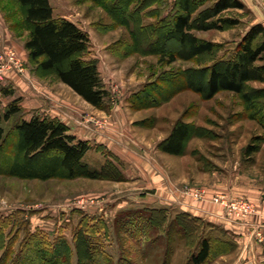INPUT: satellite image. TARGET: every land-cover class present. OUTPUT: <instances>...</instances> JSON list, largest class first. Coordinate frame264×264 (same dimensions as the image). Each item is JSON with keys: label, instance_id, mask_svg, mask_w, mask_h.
<instances>
[{"label": "rangeland", "instance_id": "rangeland-1", "mask_svg": "<svg viewBox=\"0 0 264 264\" xmlns=\"http://www.w3.org/2000/svg\"><path fill=\"white\" fill-rule=\"evenodd\" d=\"M50 2L56 16H67L91 32L95 49L90 50L87 56L98 60L103 83L109 92L108 103L103 110L107 116L98 117L86 110L87 107L82 100L76 102L70 96H67L66 100L63 96L64 102L56 98L54 102L50 100L55 97L53 92L59 91L63 86L62 82L55 76L38 72L30 60L29 52L25 49V42L29 38L27 25L23 23L20 9L14 6L11 0H0V65L8 63L6 54L10 49H14L24 66V73L17 69L2 73L0 116L14 100L19 99L22 117L28 118L27 116L33 113L42 117L57 118L66 125L71 124L89 130L96 136L95 142L105 143L109 138L106 132L110 121L116 118L114 110L120 107L119 116L129 120L119 139L120 148L125 151L126 157L115 156L116 153L119 155L123 153L118 147L114 148V143L112 148L116 152L115 155L107 144L109 142L103 146L98 143L95 144L98 149L94 150L95 147H92L84 161L98 171L103 170L105 164L111 162L117 166L120 175L110 172L107 176L98 178L70 179L59 175L49 177L50 173H57L58 159L44 156L31 161L23 168L29 171L24 172L28 173V176H20L19 173L23 170L19 162L13 164L12 169L18 171V174L0 175V218L1 220L6 218L3 221L8 225L6 244L9 242L14 244V253L20 250L23 238L30 232H42L52 241L62 236L74 248V232L81 220L89 216L104 219L108 224L110 231L105 238V246L116 260L120 255V244L123 243L135 253L134 261L138 264H163L165 260L168 264H186L196 252V245L188 244L176 231H173L170 239L166 236L169 223L181 212L179 207L186 200H191L195 203L214 205L224 212L219 205L194 200L188 194L189 190L204 188L209 196L227 194L247 199L255 204L257 213V204L247 197L226 191L212 193L209 189L214 181L219 184L228 183L226 181L237 178L235 174L244 171L247 177L257 183L264 180V144L261 152L253 157L245 155L244 152L254 138L257 136L264 138V127L259 120L252 117L257 112L249 110L247 102L236 93L224 91L210 98L207 94L199 92L207 82L206 68L213 65V55H204L196 59L184 49L177 60L170 63L169 52L164 56L156 54L164 49L160 39L155 42L157 47H148L150 36L146 32L144 37L141 35L138 38L134 47L129 30L124 25H115V21L103 6L91 0ZM212 4V0H208L202 8ZM226 15L240 20L241 24L225 31L200 30L202 27L200 22L194 25L195 34L200 39L222 44V51L216 55V60L228 58L234 52L237 43L245 36L254 21V14L247 6L245 10H232ZM149 22L151 20L145 18L144 23ZM16 76L22 78V82L20 79L17 81ZM13 77L15 79H12ZM2 89L13 91L14 94L4 95ZM248 89L250 95L255 98L254 104L261 108L264 105V81H253L248 85ZM38 97L51 101L52 105L48 109L50 113L33 110ZM65 101L77 105L78 109H74L75 118H68L63 111L57 110L60 103L65 104ZM15 121L16 119L0 121V130L4 138L12 132ZM179 122L194 125L195 135L189 141L185 155L166 157L160 146ZM69 128L71 131V127ZM14 139L20 144L16 137L13 141ZM136 159L144 161L148 167L156 162L170 171L174 177L172 178L174 184H171L168 178L164 180L169 183L168 193H172L176 201L167 208L158 209L166 211L168 223L158 233L162 236L160 242L148 250L137 247L130 238H124L123 235L118 237L115 221L120 212L138 209L135 207L137 203L134 201L135 198H143L153 191L147 189L148 185H141L136 191L127 193L128 195L117 194L114 191L113 195V192L103 190L106 188L103 184H108L104 181L129 182L135 176L136 170L140 172L134 165L138 163ZM4 164L10 166L11 161L7 160ZM33 171L35 173H32ZM140 174L141 178L144 177V173ZM157 174L161 175L160 171H157ZM137 184L139 185V182ZM128 197H132L133 200H129ZM119 204L126 207H120ZM224 215L228 218L225 212ZM253 216L247 220L234 221L245 223ZM207 223L204 221L191 226L211 232L213 236L229 238L231 244L237 243L231 234L224 235L219 229L210 231ZM16 237L18 239L15 242ZM166 245L170 248L167 256ZM230 248L228 254L215 257L210 264L235 253L237 245ZM3 254L4 251L0 248V257ZM12 257L15 258V255ZM71 264H77L75 254Z\"/></svg>", "mask_w": 264, "mask_h": 264}, {"label": "trees", "instance_id": "trees-1", "mask_svg": "<svg viewBox=\"0 0 264 264\" xmlns=\"http://www.w3.org/2000/svg\"><path fill=\"white\" fill-rule=\"evenodd\" d=\"M11 1L20 9L23 23L27 25L29 38L25 42V49L38 72L55 76L86 102L105 110L109 92L103 83L98 60L87 56L91 47L90 35L67 18L56 16L50 0ZM91 1L103 6L115 25H124L129 30L134 47L138 38L141 35L144 37L146 32L150 36L148 47L156 46L155 42L160 39L164 49L156 54L164 56L169 52L170 63H174L184 49L196 59L213 55V65L206 68L207 82L199 92L210 98L224 91L238 94L247 102L249 110L257 112L252 117L264 127V105L259 108V105L254 104L255 98L248 89L251 82L264 81V26L252 25L237 43L234 52L228 58L218 60L216 55L222 51V44L200 39L195 34L194 25L197 22L202 24L200 30L205 31H225L239 26L241 21L226 13L245 10L243 2L212 0V5L202 8L208 0ZM145 18L155 21L145 24ZM2 93L8 96L14 94L6 89H2ZM19 103V99L14 100L0 116V121L16 119L12 132L5 138L0 130V175L14 176L18 171L12 170L13 164L19 162L23 170L20 176H28L29 171L23 168L42 156L58 159L57 173H50L49 177L59 175L74 179L104 177L110 172L121 174L111 162L101 171L90 168L84 162L86 154L92 149L89 141L72 135L69 126L57 118L34 115L30 120L25 119L21 116L22 107ZM194 135V125L179 122L160 146L161 150L170 155L183 156ZM15 137L20 144L15 139L13 141ZM263 144L264 138L257 136L246 147L245 155L253 157L260 153ZM7 160L11 161L10 166L4 164ZM5 220L0 218V248L4 251L0 264H71L74 254L77 264H138L134 261L135 253L126 244H120L117 260L108 252L105 238L110 229L104 219L85 216L74 232V248L62 236L52 241L42 232H30L23 238L17 253L13 251L14 244H6L8 225L3 222ZM203 222L188 213H179L168 225V239L176 231L188 244L196 245V252L186 264H210L215 257L228 254L230 247L237 245L236 242L231 244L229 238L213 236L211 232L191 226ZM167 223L168 215L164 210H126L116 218V234L118 237L123 235L124 238H130L137 247L148 250L160 242L162 236L158 233ZM207 224L210 231L219 229L224 235L229 234L221 227ZM16 239L18 237L15 242ZM169 253L170 248L167 246L165 255ZM163 264H168L167 260Z\"/></svg>", "mask_w": 264, "mask_h": 264}, {"label": "crops", "instance_id": "crops-1", "mask_svg": "<svg viewBox=\"0 0 264 264\" xmlns=\"http://www.w3.org/2000/svg\"><path fill=\"white\" fill-rule=\"evenodd\" d=\"M245 6L250 9L254 14V21L252 22L253 25L255 24H263L264 25V0H241ZM56 15V14H55ZM65 17L68 20L74 22L77 24L81 29L86 31L90 35L91 39V47L90 50H94V43L92 42V35L91 32L81 27L76 21L72 20L71 18L67 16H61ZM151 20L152 23L155 21L153 18H148ZM111 70V69H110ZM109 71V70H108ZM18 81L20 79L19 77H15ZM14 77L12 79H15ZM22 79V78H21ZM21 79L19 81H21ZM22 82V81H21ZM20 82V83H21ZM63 86L59 88V91L53 92V95L55 97L50 98L52 102H54L55 98L59 100H64L63 96H65V100L67 96H70L73 101H76L80 99L83 103L86 105V110L89 112L97 115L98 117H105L107 116L106 111L99 110L96 107L92 106L88 102H86L83 98H81L78 94H76L69 86L62 83ZM61 91V92H60ZM76 97V98H75ZM41 98V97H40ZM51 101H45L44 98L37 99V103L33 107V110H39L41 112H49V108L52 105ZM64 102V101H63ZM66 102V101H65ZM60 103V102H59ZM70 102H66L65 104L60 103V108L57 109L59 111H63L65 113V116L68 118H75L76 115L74 113V109H78L77 105L75 104H69ZM118 109L114 110V116L116 118L111 119L110 126L106 134L109 136V138L106 140L107 142H95L96 136L90 132L89 130H84V128L80 126H74L71 124L69 127H71L70 133L74 136H76L78 139L89 141L92 147H95L98 145H110L109 147L112 149V152L115 155V151L112 148V145L114 143V148H119L122 154H117L116 157H126V153L122 148H120L119 139H121V133L124 132V128L128 124L129 120L126 118H121L119 116ZM77 112V111H76ZM33 113L29 114L25 118L27 120H30L33 117ZM131 123V122H130ZM88 129V128H87ZM104 141V140H103ZM121 141V140H120ZM107 143V144H106ZM112 143V144H111ZM96 144V145H95ZM98 149L95 147L94 150ZM99 151V150H98ZM124 151V152H123ZM105 157V154L102 153ZM118 155V156H117ZM148 155H150L148 153ZM166 157L173 158L170 154H165ZM134 157V156H133ZM151 157V156H150ZM107 161V159L105 158ZM137 160V159H136ZM105 161V162H106ZM138 163H134L136 165L141 173H144V177L141 178L140 172L137 170L135 171V176L131 178L129 182H109L104 181L103 184L106 187L105 191H111L116 192L117 194H124L131 193L133 190L136 191V189L139 188V186L148 185L149 190H152L153 193H147V196L143 198H135L134 201L137 203L135 204V207L139 208H148V209H162L167 208L176 201V197L174 195H171L168 193V187L169 183L164 179L168 178L169 182L171 184H174V181L172 178V173L170 171L165 170L163 167H161L160 164L154 162L151 167H148L145 162L141 160H137ZM87 163L86 161H84ZM88 164V163H87ZM105 164V163H104ZM106 165V164H105ZM103 165V166H105ZM90 166V165H89ZM92 169H96L90 166ZM134 168V166H133ZM238 167L236 166L235 169ZM135 170V169H134ZM157 171H160L161 175L157 174ZM129 172V171H128ZM131 175V174H130ZM237 178L235 180L230 179L226 182L228 183H222L219 184L218 182L214 181L213 185H210V191L213 193L215 191H226L233 193L235 195H241L244 197H247L248 199L254 201L257 204V213L251 217L247 222L240 223L231 219H228L225 217L224 212L216 207L212 206L207 203H195L191 200H186L183 205H181L179 208L181 209V212L179 213H191L194 217L200 218L203 221H207L208 223H212L215 226L221 227L228 231L229 234H231L237 241V249L235 253L226 255L219 259L214 264H226L225 262L228 261V264H264V180L257 183L255 180H252L251 178L247 177V174L244 172H238L235 174ZM130 178V176L128 175ZM215 179V178H214ZM139 182V185L137 184ZM212 184V183H211ZM114 185V186H113ZM112 193L115 195V193ZM128 195V194H127ZM129 200H133L132 197H128ZM137 199V200H136ZM120 207H126L124 204H119ZM134 206V205H133ZM190 214V215H191ZM259 234H261V237H259Z\"/></svg>", "mask_w": 264, "mask_h": 264}, {"label": "built area", "instance_id": "built-area-1", "mask_svg": "<svg viewBox=\"0 0 264 264\" xmlns=\"http://www.w3.org/2000/svg\"><path fill=\"white\" fill-rule=\"evenodd\" d=\"M6 56L8 63L0 65V79H2V73L6 70L17 69L20 73H24V66L19 61L17 52L14 49H10ZM188 194H190L196 201L210 202L219 205L223 208L226 216L233 220H247L250 216L256 214L255 204L247 199L236 198L227 194H215L209 196L204 188L191 189ZM259 237H261V234H259Z\"/></svg>", "mask_w": 264, "mask_h": 264}]
</instances>
